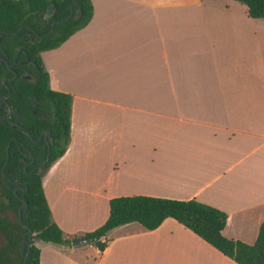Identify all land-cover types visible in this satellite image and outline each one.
Listing matches in <instances>:
<instances>
[{
  "label": "crops",
  "instance_id": "1",
  "mask_svg": "<svg viewBox=\"0 0 264 264\" xmlns=\"http://www.w3.org/2000/svg\"><path fill=\"white\" fill-rule=\"evenodd\" d=\"M91 1L89 23L42 53L52 89L73 96L70 143L43 176L53 220L73 241L107 221L114 197L197 199L228 214L225 236L254 243L264 19L236 0ZM102 241H43L40 264H239L171 217Z\"/></svg>",
  "mask_w": 264,
  "mask_h": 264
},
{
  "label": "trees",
  "instance_id": "2",
  "mask_svg": "<svg viewBox=\"0 0 264 264\" xmlns=\"http://www.w3.org/2000/svg\"><path fill=\"white\" fill-rule=\"evenodd\" d=\"M71 1L0 0V32L4 30L10 32L2 34V43L7 51L12 53L7 41L21 37L22 33L18 29L21 25L30 23L29 15L32 12L42 13L50 3H53L55 17H63L69 14ZM236 1L247 6L250 17L264 19V0ZM78 2L82 8V17L78 20L66 21V28L61 35L47 36L39 46L25 44L40 69V80L32 83L18 78L8 82L12 90L9 101L19 106L20 116L29 114V118L32 117L31 121H22L23 124L32 127L31 133L34 137L39 136L42 128H51L54 143L51 146L50 159L42 170L34 169L33 165L25 170L23 163L20 162L21 152L18 143L21 147L29 144L30 148L34 149L33 143L28 136L0 118V264H40L41 249L35 245L37 239L58 244L72 243L53 220L44 192L43 176L49 167L65 154L70 143L73 96L52 89L50 72L44 64L42 53L59 47L72 34L89 23L93 15L92 1L78 0ZM7 76H9L8 66L4 60H0V99L8 93L2 83ZM32 100L40 103V107H34ZM32 108L48 110L51 112V117L40 119L32 114ZM13 136L17 137V141ZM33 152L38 159L47 154L46 149L42 154L35 149ZM10 179L20 181L18 185L27 188H18L16 192V184ZM21 197L28 203L27 210L23 208L22 212ZM169 217L175 218L193 230L239 264H264V219L254 243L229 238L223 233L228 222V214L197 199L181 200L148 195L114 197L110 200V215L107 221L83 237L103 251L107 243L102 241V238L111 229L130 222H138L145 229L153 230ZM29 229L34 233L28 235V243L22 251L21 242Z\"/></svg>",
  "mask_w": 264,
  "mask_h": 264
},
{
  "label": "flooded vegetation",
  "instance_id": "3",
  "mask_svg": "<svg viewBox=\"0 0 264 264\" xmlns=\"http://www.w3.org/2000/svg\"><path fill=\"white\" fill-rule=\"evenodd\" d=\"M48 6L45 9V11H43L42 13L32 12L29 15L30 23L23 24L18 29V31H21L22 33L20 38L7 41L12 53H9L5 45L2 43L3 41L2 34L10 33V32L6 30L0 32V47L4 46L6 50V54L0 52V55L4 56L5 62L6 61L9 62V65H7L9 69V76H7L4 79L6 80L4 85L8 90V93L4 95L6 101L2 105H0L1 116H4L6 121L9 122L14 129H18L19 132H22L24 135L28 136L31 142L33 143L34 149L37 152L42 154L45 152V149L47 151L46 152L47 154L45 156H42L40 159H38L33 152L34 149H31L29 144H25L23 147H21L20 144L18 143L21 152L20 162L23 163L25 170H27V168L32 165L34 166V169L42 170L47 165L49 160L45 165H43V162L48 159L51 153V146L54 143L53 132L51 128L45 127L41 129L38 137L33 136V134L31 133L33 130L32 127L23 124V122L31 121L32 117L29 118L30 116L29 114L20 116L19 106L14 102L9 101L12 90L8 82L16 80L18 78L30 81L32 83L38 82L40 80V75H39L40 69L37 66V64L34 62V58L29 52L28 48L25 46V44H29L32 46H39L41 44V41L45 37L51 35L57 37L61 35L64 29L66 28L65 22L70 19L78 20L82 17V13H83L78 0H72L70 2L69 14L59 18L55 17V13H56L55 6L50 12H48ZM11 33H15V32H11ZM14 61H16V63H14ZM32 104L34 105V107H40L41 105L40 103H37L35 100H32ZM31 112L33 115L40 117V119H48L51 117V112L45 109L37 110L35 108H32ZM13 139L17 141L16 136H13ZM32 156L35 157L34 161H32ZM15 184H16V189H15L16 192L18 188L26 189L24 185H18V183ZM21 200H23V204H24L25 199L21 197ZM22 206L20 208L21 212L23 210Z\"/></svg>",
  "mask_w": 264,
  "mask_h": 264
},
{
  "label": "water",
  "instance_id": "4",
  "mask_svg": "<svg viewBox=\"0 0 264 264\" xmlns=\"http://www.w3.org/2000/svg\"><path fill=\"white\" fill-rule=\"evenodd\" d=\"M53 7H54V4H53V3L49 4V6H48V12H50V11L53 9ZM0 52H2L3 54H6V50H5L4 46H1V47H0ZM0 60H1V61L4 60V56H3V55H0ZM6 63H7V65H9V62H8V61H6ZM14 63H16V61H14ZM5 82H6V80H2V83H3V84H4ZM5 101H6V98H5V96H4V97H2V98L0 99V105H2ZM0 118H1V120L4 121V122L6 121V119H5L4 116H1ZM49 158H50V155H49L48 159H47L46 161L43 162V165H45V164L47 163V161L49 160ZM8 160H9V154H8ZM34 160H35V157L32 156V161H34ZM4 174H5V172H4ZM10 180L13 181V182H15V183H19V181H14V180H12V179H10ZM26 188H27V187H26ZM27 207H28V203H27L26 200H24V204H23L22 208H25V210H27ZM33 233H34V231H33L32 229H29L28 232L24 235V237H23V239H22V242H21V250H22V251L24 250L25 246H26L27 243H28V235H32ZM87 242H88V239H87V238H84V237H78V238L73 239L72 244H73L74 246H78V245H81V244H84V243H87ZM29 247H30V246H29ZM26 261H27V258L25 259V262H26Z\"/></svg>",
  "mask_w": 264,
  "mask_h": 264
},
{
  "label": "rangeland",
  "instance_id": "5",
  "mask_svg": "<svg viewBox=\"0 0 264 264\" xmlns=\"http://www.w3.org/2000/svg\"><path fill=\"white\" fill-rule=\"evenodd\" d=\"M239 3H240V2H239ZM239 5L246 6V5L242 4V3L239 4ZM43 243H44V242H43V240H41V239H37V240H35V245L38 246V247H40L41 245H43ZM83 247L86 248L88 251H90V250L88 249L89 247H88L87 244L84 245Z\"/></svg>",
  "mask_w": 264,
  "mask_h": 264
},
{
  "label": "built area",
  "instance_id": "6",
  "mask_svg": "<svg viewBox=\"0 0 264 264\" xmlns=\"http://www.w3.org/2000/svg\"><path fill=\"white\" fill-rule=\"evenodd\" d=\"M100 250V249H99Z\"/></svg>",
  "mask_w": 264,
  "mask_h": 264
}]
</instances>
